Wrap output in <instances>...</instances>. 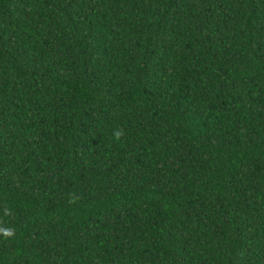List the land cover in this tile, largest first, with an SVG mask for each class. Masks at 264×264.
I'll return each mask as SVG.
<instances>
[{
    "label": "trees",
    "instance_id": "16d2710c",
    "mask_svg": "<svg viewBox=\"0 0 264 264\" xmlns=\"http://www.w3.org/2000/svg\"><path fill=\"white\" fill-rule=\"evenodd\" d=\"M0 264H264V0H0Z\"/></svg>",
    "mask_w": 264,
    "mask_h": 264
}]
</instances>
